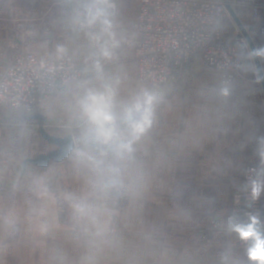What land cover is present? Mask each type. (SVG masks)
Listing matches in <instances>:
<instances>
[{
  "label": "crops",
  "instance_id": "1",
  "mask_svg": "<svg viewBox=\"0 0 264 264\" xmlns=\"http://www.w3.org/2000/svg\"><path fill=\"white\" fill-rule=\"evenodd\" d=\"M80 2L0 0V71L19 52L52 59L70 56L89 70L82 80L47 97L29 118L0 104V264H83L94 252V264L167 261L173 253L164 246L174 241L167 229L174 214H184L180 221L187 223L190 216L191 221H205L206 214L224 222L242 189L243 170L264 161V142L259 147L254 143L263 135L264 94L253 71L213 72L198 63L157 91L162 99L154 125L136 145L137 182L118 196L93 194L87 174L78 173L71 161L78 135L77 95L85 84H98L100 77L118 80L123 98L151 88L140 83L132 39L138 1L110 0L119 45L113 59L100 56L74 27ZM238 14L246 26L253 23L249 10ZM31 15L36 18L35 37L24 42L16 21ZM237 29L227 27L224 40L234 42ZM59 48L65 51L61 54ZM70 139L74 145L66 151L63 144ZM68 192L86 194L100 209L111 230L107 243L101 244L86 223L73 217L64 198ZM143 245L161 247L148 252ZM208 250L186 247L180 261L192 256L184 264H203ZM233 260L237 264V257Z\"/></svg>",
  "mask_w": 264,
  "mask_h": 264
},
{
  "label": "built area",
  "instance_id": "2",
  "mask_svg": "<svg viewBox=\"0 0 264 264\" xmlns=\"http://www.w3.org/2000/svg\"><path fill=\"white\" fill-rule=\"evenodd\" d=\"M137 1L139 12L132 39L143 81L164 86L198 63H203L207 70L240 74L247 42L240 37L239 29L234 42L224 40L227 27L238 28L228 11L229 5L237 13L243 9L251 12L253 23L247 28L253 27V32L263 43V48L258 51L264 59V0ZM16 28L22 41L33 39L37 28L35 16L19 18ZM85 70L69 56L52 59L32 52H19L0 71V104L32 114L44 98L63 92L68 85L82 80ZM253 180L264 185V175L256 166L249 165L243 170L242 189L235 195L224 222L211 218L204 237L220 231L230 232L227 227L230 218L247 223L249 215H256L264 226V191L253 199ZM235 236L239 247H248Z\"/></svg>",
  "mask_w": 264,
  "mask_h": 264
},
{
  "label": "clouds",
  "instance_id": "3",
  "mask_svg": "<svg viewBox=\"0 0 264 264\" xmlns=\"http://www.w3.org/2000/svg\"><path fill=\"white\" fill-rule=\"evenodd\" d=\"M112 7L110 0H81L72 21L105 59H113L119 46L113 32ZM64 51L58 49L61 54ZM96 68L99 72V62ZM118 85V80L100 77L96 85L85 84L76 97L78 135L71 161L78 173L87 174L86 183L98 198L118 196L139 179L133 169L136 145L152 129L156 106L162 99L159 92L147 88L123 98ZM261 191L264 185L253 180L252 198L257 199ZM64 198L77 222L86 223L101 244L107 243L109 223L101 219L100 209L89 203L88 196L68 192ZM227 227L248 244L250 264H264V226L260 219L249 215L248 222L242 223L230 218ZM96 247L97 252L101 250L99 244ZM96 254L85 257L83 264H94Z\"/></svg>",
  "mask_w": 264,
  "mask_h": 264
},
{
  "label": "rangeland",
  "instance_id": "4",
  "mask_svg": "<svg viewBox=\"0 0 264 264\" xmlns=\"http://www.w3.org/2000/svg\"><path fill=\"white\" fill-rule=\"evenodd\" d=\"M138 7H139V5H138ZM239 11H241V10H239ZM251 33H252V36L256 42L258 49L263 48V43L258 38V36L255 34V32H251ZM242 57H243L242 70H245V69H243L244 67H249L248 71L250 70L249 71L250 73L253 71L252 76L255 79L256 83L262 89L261 82L259 80L258 73H257L256 67L254 64L253 56H252V53L250 51L248 44H247V46H244ZM260 58H261V56H260ZM135 59H136V57H135ZM261 61H262L263 67H264V59L262 58ZM136 63H137V61H136ZM81 66L86 68L82 64H81ZM204 68H205V66H204ZM137 69H138V64H137ZM205 70H207V69H205ZM242 70H241V72H242ZM207 71H213V70H207ZM84 72H85L84 73V77H85L86 74H88V72H89L88 68H86V70ZM254 72H255V74H254ZM221 73H225V72H221ZM226 73H228V72H226ZM140 83H141V85L147 86V87L151 88L152 90H156V91H158L159 89H161L165 86V85L164 86H156V85L152 84L151 82H147L145 80L143 81L142 79H140ZM262 92H263V90H262ZM59 93H61V92H59ZM46 98H44L41 101L40 105L43 103V101ZM18 111H20V110H18ZM34 113L27 115V113H24L21 111L20 118H23V117L29 118V116H33ZM262 129H263L262 137L259 138L258 140H254V143L258 147L264 142V128H262ZM260 139H261V141H259ZM3 165H4V163L0 162V170L3 168ZM254 166H256L259 169V172L262 175H264V161L259 162V164H254ZM174 215L176 217H173L174 220H172V223H170L167 227L168 231L173 233L174 241H172L171 244L164 246V248L169 249L170 254L173 253V255L169 258L166 257L168 260L167 261H161V263H159V264H182V263L184 264L185 263L184 261H187V260L190 261V263H191L192 262V259H191L192 256H190L188 259L184 256V258L182 257V261H180V257H179L180 252H182V250L185 249L186 247H200V246H205L207 249H209L208 252L205 251L207 255L205 257V261L203 260V262H204L203 264H223V263L234 264L233 259L236 257L238 259L237 264H250L248 257H247V247L241 248L238 246V244L236 243V241L234 239L235 234L230 233V232L220 231V232H216L212 236L211 235H208L207 237L203 236L205 231H209L208 226H209V222H210L209 220L211 219V218H209L210 214H208V215L206 214L205 221H203L201 218L191 221L190 220L191 216H190L188 219L189 220L188 223L185 220L183 222L180 221V216H184V214L179 212V213H175ZM193 217H195V216H193ZM175 238H178V239L182 238V240L179 243H176ZM212 240L213 241L215 240V241L212 242ZM218 246H220V247H218ZM160 247L161 246H145V245L140 246V248H142L143 250H146L147 248H149L148 252H154V250H159ZM177 250L179 252H177ZM211 250H213V251L210 252ZM176 253H177V255H175ZM152 254L147 255V257L152 256ZM163 258H165V257H163ZM150 262H151V260L148 262V264ZM142 264H146V263L142 261Z\"/></svg>",
  "mask_w": 264,
  "mask_h": 264
},
{
  "label": "water",
  "instance_id": "5",
  "mask_svg": "<svg viewBox=\"0 0 264 264\" xmlns=\"http://www.w3.org/2000/svg\"><path fill=\"white\" fill-rule=\"evenodd\" d=\"M228 11L234 20L235 24L237 25L239 31H240V37L244 38L250 48V51L253 56L254 64L258 73L259 80L261 82L263 94H264V67L260 58V54L258 51V47L256 45V42L251 34L253 32V27L247 28V26L243 23L242 19L238 15L235 9L232 8V6H227ZM66 151H69L70 148L74 145V140L70 139L66 143L63 144Z\"/></svg>",
  "mask_w": 264,
  "mask_h": 264
},
{
  "label": "bare ground",
  "instance_id": "6",
  "mask_svg": "<svg viewBox=\"0 0 264 264\" xmlns=\"http://www.w3.org/2000/svg\"><path fill=\"white\" fill-rule=\"evenodd\" d=\"M133 37V36H132ZM28 115V114H27Z\"/></svg>",
  "mask_w": 264,
  "mask_h": 264
}]
</instances>
